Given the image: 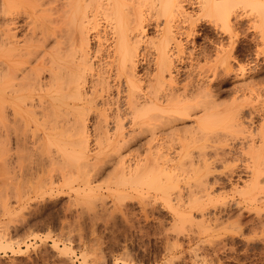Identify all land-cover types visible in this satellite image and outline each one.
Wrapping results in <instances>:
<instances>
[{
	"label": "bare ground",
	"instance_id": "obj_1",
	"mask_svg": "<svg viewBox=\"0 0 264 264\" xmlns=\"http://www.w3.org/2000/svg\"><path fill=\"white\" fill-rule=\"evenodd\" d=\"M254 11L264 22V0H0V194L47 173L103 196L105 178L120 200H179L186 224L264 221V66L237 63Z\"/></svg>",
	"mask_w": 264,
	"mask_h": 264
},
{
	"label": "rangeland",
	"instance_id": "obj_2",
	"mask_svg": "<svg viewBox=\"0 0 264 264\" xmlns=\"http://www.w3.org/2000/svg\"><path fill=\"white\" fill-rule=\"evenodd\" d=\"M256 12L253 15L258 25L254 24L248 33L246 19L242 20L238 65L255 57L257 67L264 66V22L261 12ZM202 28L207 35L215 36L208 23L203 22ZM45 144L42 149L47 153L50 147ZM0 150L1 155V143ZM26 152L19 154V162L25 166L36 158V152ZM47 175L41 174L37 181L36 178L23 180L22 188L16 184L12 189L7 182L9 195L5 199L0 194V231L5 230L12 241L10 245L0 246V264H93L103 257L108 264H117L121 256L130 257L134 264H194L196 253L199 257L203 255L209 264H264V221L256 222L257 225L250 223L252 214L247 211L243 217L246 222L241 225L244 227L231 230L230 225L228 231L220 226L210 228L213 224L208 227V222L202 224L200 220L186 224L183 214H189L182 211L181 216L176 212L179 200L174 201L163 193L127 195L120 200L108 191L107 180L103 183L105 178L98 184L99 192L104 195L97 196L78 189L80 178L61 187L60 183L43 187ZM39 182L41 188H37ZM17 239L22 249L17 247ZM55 239L59 240V248L53 245Z\"/></svg>",
	"mask_w": 264,
	"mask_h": 264
}]
</instances>
